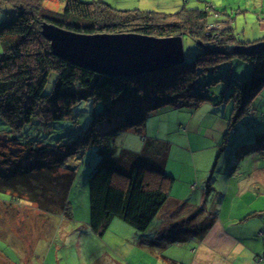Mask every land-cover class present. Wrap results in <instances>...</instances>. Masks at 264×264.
<instances>
[{"label":"trees","instance_id":"trees-1","mask_svg":"<svg viewBox=\"0 0 264 264\" xmlns=\"http://www.w3.org/2000/svg\"><path fill=\"white\" fill-rule=\"evenodd\" d=\"M49 1L63 4V9L45 7ZM2 6L12 10L0 24V194L70 217L69 193L77 175L67 161H81L96 149L101 160L87 175L90 227L96 234L106 232L116 218L146 233L169 201L175 178L164 171L168 147L146 138L153 112L198 109L211 100V86L222 81L204 83L208 74L242 60L252 70L246 80L229 83L228 100L234 103L229 130L234 133L264 89V52L235 55L233 45L252 43L238 40L233 27L223 36L208 31L211 15L206 10H124L103 0H0ZM51 26L79 35L183 34L195 39L201 50L175 67L134 77L104 75L59 58L46 36ZM86 103L92 104L93 112L84 129L75 109ZM69 121L76 125L74 135L53 145V127ZM127 130L145 138L141 155L117 153L115 139ZM255 135L253 150L264 151V125ZM138 158L143 160L137 163ZM1 259V264H11Z\"/></svg>","mask_w":264,"mask_h":264},{"label":"rangeland","instance_id":"rangeland-1","mask_svg":"<svg viewBox=\"0 0 264 264\" xmlns=\"http://www.w3.org/2000/svg\"><path fill=\"white\" fill-rule=\"evenodd\" d=\"M193 2L198 4V9L210 13L207 30L211 33L223 36L231 22L220 20V16L221 19L232 16L238 40L252 44L264 40V0H186L182 5L197 9ZM45 7L61 11L63 4L49 1ZM11 10L9 6L0 7V24ZM173 11L164 13L178 12ZM183 47L185 61L201 50L189 35H183ZM234 62L206 76L204 83L210 84L212 79L222 81L211 86V100L198 109L168 107L156 110L147 119L146 138L168 147L164 171L179 176H173L178 188L194 186L201 193L203 182L209 180L211 185L206 202L199 203L200 199L193 198V193L179 204H167L172 208L173 235L149 239L148 232L140 234L119 218L102 235L92 231L87 175L101 156L96 149H90L81 161L75 158L67 161L76 168L77 175L69 193L70 217L49 214L27 200H11L8 194H0V264L2 257L11 260V264H187L188 245L198 243L172 242L170 237L188 235L185 228L195 220L199 223L207 220L206 224L211 225L218 221L221 234L229 237L233 245L226 253L214 249L210 264H264V159L251 144L257 137L255 132L264 125V89L231 133L229 123L234 103L228 100L232 92L229 83L246 80L252 70L248 62ZM92 112V104L87 103L75 109L84 129L91 122ZM163 124L168 127L164 129ZM75 129L76 125L70 121L53 127L51 143L55 145L58 139L65 141L74 135ZM114 146L117 153L125 150L141 155L145 138L127 130L115 139ZM256 172L261 176L254 182ZM179 227L183 229L175 231ZM195 233H190V237Z\"/></svg>","mask_w":264,"mask_h":264},{"label":"water","instance_id":"water-1","mask_svg":"<svg viewBox=\"0 0 264 264\" xmlns=\"http://www.w3.org/2000/svg\"><path fill=\"white\" fill-rule=\"evenodd\" d=\"M46 36L59 58L104 75L134 77L185 63L183 34L166 38L139 34L79 35L51 26ZM232 52H264V40L235 46Z\"/></svg>","mask_w":264,"mask_h":264},{"label":"crops","instance_id":"crops-1","mask_svg":"<svg viewBox=\"0 0 264 264\" xmlns=\"http://www.w3.org/2000/svg\"><path fill=\"white\" fill-rule=\"evenodd\" d=\"M107 2L108 4L113 5L114 7H117L119 9H142L145 11H156V12H175L173 10H180L183 9L184 6L182 4L185 3L186 0H103ZM194 4L192 6H195V8H199L198 4L196 2H193ZM177 12V11H176ZM220 16V15H219ZM218 19V18H215ZM220 20L224 22H231L230 27L233 26V20L232 16L225 17ZM234 32L235 29H234ZM235 35H237L235 33ZM238 36V35H237ZM254 114V113H253ZM162 127L167 128L168 124H163ZM164 134V133H162ZM262 155V159H264V151H259ZM259 172V171H258ZM256 172L254 175L255 179L253 178L254 182H256V179L261 176L260 173ZM173 176H176L179 178V176L175 173L174 175L170 173ZM170 175V176H171ZM258 181V180H257ZM203 187L201 188V193L196 190L194 186H191V188L188 186L187 189L183 190L182 188H178L176 183L173 185L171 196L169 198V201L167 204L171 203H181L183 201V198H189L194 193V196H197L199 200V203L206 202V192L209 191L211 188L210 182L205 181L203 182ZM193 198H190L191 202ZM171 206L166 205L165 208L161 211V213L156 217L152 227L147 231V237L149 239L155 238V239H163L164 237L173 235L174 232V226L173 222L174 220L171 219ZM205 222L199 223L196 220L192 221L190 224L187 225L188 228H185L188 235H177L172 236L170 238H184L185 241L189 242H196L198 243L197 246L194 244L188 245L190 248V251H188L189 261L187 264H210L211 263V257L213 255L214 249H219L220 252L226 253L228 252L233 245L230 243V238L225 236V234H221L220 226L218 224V221H214V224H206L207 220H204ZM206 224V226H205ZM211 226V227H208ZM204 227V230L202 231V228ZM183 227H179V229L175 231L182 230ZM181 232V231H180ZM196 232L195 235L190 237V233ZM172 239V242L174 240ZM192 240V241H191ZM151 243H154L151 241ZM236 243V242H235ZM243 251V249H242ZM243 253V252H241ZM249 256V255H248Z\"/></svg>","mask_w":264,"mask_h":264}]
</instances>
